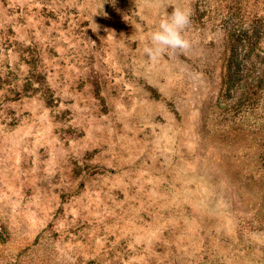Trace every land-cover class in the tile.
<instances>
[{
  "label": "rangeland",
  "instance_id": "rangeland-1",
  "mask_svg": "<svg viewBox=\"0 0 264 264\" xmlns=\"http://www.w3.org/2000/svg\"><path fill=\"white\" fill-rule=\"evenodd\" d=\"M176 7L191 49L152 63ZM254 16L264 0H0V262L264 264V131L220 105L227 30Z\"/></svg>",
  "mask_w": 264,
  "mask_h": 264
},
{
  "label": "trees",
  "instance_id": "trees-1",
  "mask_svg": "<svg viewBox=\"0 0 264 264\" xmlns=\"http://www.w3.org/2000/svg\"><path fill=\"white\" fill-rule=\"evenodd\" d=\"M227 32L221 94L229 102L222 100L221 108L234 116L244 114L247 126L264 131V17L231 23ZM19 263L20 259L0 262Z\"/></svg>",
  "mask_w": 264,
  "mask_h": 264
},
{
  "label": "clouds",
  "instance_id": "clouds-1",
  "mask_svg": "<svg viewBox=\"0 0 264 264\" xmlns=\"http://www.w3.org/2000/svg\"><path fill=\"white\" fill-rule=\"evenodd\" d=\"M191 22V16L183 8L176 7L166 18L149 32L148 42L143 47V54L152 63L165 53L174 54L179 51L187 54L191 49V42L185 37V32Z\"/></svg>",
  "mask_w": 264,
  "mask_h": 264
}]
</instances>
